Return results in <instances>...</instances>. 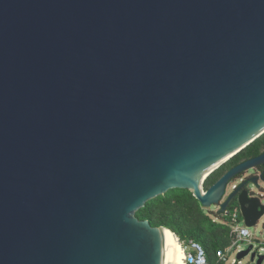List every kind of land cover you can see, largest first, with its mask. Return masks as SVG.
Segmentation results:
<instances>
[{"label": "water", "instance_id": "1", "mask_svg": "<svg viewBox=\"0 0 264 264\" xmlns=\"http://www.w3.org/2000/svg\"><path fill=\"white\" fill-rule=\"evenodd\" d=\"M262 134L264 0H0V264H166L172 188L253 227L264 152L204 185Z\"/></svg>", "mask_w": 264, "mask_h": 264}, {"label": "trees", "instance_id": "2", "mask_svg": "<svg viewBox=\"0 0 264 264\" xmlns=\"http://www.w3.org/2000/svg\"><path fill=\"white\" fill-rule=\"evenodd\" d=\"M263 152L264 134L215 170L205 181V189L230 168ZM236 208L239 209L238 220L242 221L243 216L238 202L233 203L226 211L220 209L217 212H210L189 189L172 188L149 200L144 207L137 210L136 215L141 220H149L153 226H163L172 230L185 248H193V243L200 245L207 261L218 264L219 250H226L233 241L232 213ZM192 252L197 253L194 250Z\"/></svg>", "mask_w": 264, "mask_h": 264}, {"label": "built area", "instance_id": "3", "mask_svg": "<svg viewBox=\"0 0 264 264\" xmlns=\"http://www.w3.org/2000/svg\"><path fill=\"white\" fill-rule=\"evenodd\" d=\"M234 186H236V184ZM238 213H239L238 208H236L234 212L232 213L231 234L233 236V241L226 250H219L218 252L219 263L218 264H221V262L227 263L229 259V254H231L232 252H239L240 250H242L243 247L241 246V242L248 241V242L253 243L252 239L250 238L252 236V233L249 227L240 226L241 221L238 220ZM192 246L193 248L197 250V253H194L192 251H187L186 248L184 247L185 253H186V257H185L186 264H211L207 261L205 253L200 248V245L193 243ZM259 248H260L259 252L264 254V243L260 245Z\"/></svg>", "mask_w": 264, "mask_h": 264}, {"label": "rangeland", "instance_id": "4", "mask_svg": "<svg viewBox=\"0 0 264 264\" xmlns=\"http://www.w3.org/2000/svg\"><path fill=\"white\" fill-rule=\"evenodd\" d=\"M263 187H264V183H263ZM253 189L257 190L256 187H254ZM205 209L210 210V212L211 211L217 212L218 210H220V207L218 205H212L211 207H208V208L205 207ZM240 226L247 227L244 221H241ZM249 229L252 233V236L250 238L252 239L253 243L255 244V247L257 248L264 243V216L261 218V220L258 222L257 225L253 227H249ZM251 243L252 242L244 241V242H241V246L243 248H247ZM186 250L187 251H193V250L197 251L192 247H187ZM237 253L238 252H232L231 254H229V259L226 264H255V262L251 260L250 255L244 257L241 261H239L237 259Z\"/></svg>", "mask_w": 264, "mask_h": 264}, {"label": "flooded vegetation", "instance_id": "5", "mask_svg": "<svg viewBox=\"0 0 264 264\" xmlns=\"http://www.w3.org/2000/svg\"><path fill=\"white\" fill-rule=\"evenodd\" d=\"M243 175L246 176L247 179H250V178H256L257 179V181H258L257 185L259 186L260 191L252 189V185H253L252 182H250V184L247 187L251 191V195H259L264 200V187H263V183H264V180H263L264 179V165H260V166H258L256 168L250 169V170L244 172ZM235 202H237V200H235L234 203Z\"/></svg>", "mask_w": 264, "mask_h": 264}, {"label": "bare ground", "instance_id": "6", "mask_svg": "<svg viewBox=\"0 0 264 264\" xmlns=\"http://www.w3.org/2000/svg\"><path fill=\"white\" fill-rule=\"evenodd\" d=\"M227 160H228V157H226L225 159L218 162L213 168H217L218 166H220L221 164H223ZM169 234H170L171 239H172V256L175 257L178 253H182L183 254V264H186V260H185L186 253H185L184 246L181 244V242L178 239L176 234L172 233L171 231H169Z\"/></svg>", "mask_w": 264, "mask_h": 264}, {"label": "clouds", "instance_id": "7", "mask_svg": "<svg viewBox=\"0 0 264 264\" xmlns=\"http://www.w3.org/2000/svg\"><path fill=\"white\" fill-rule=\"evenodd\" d=\"M166 264H183V254L178 253L175 257L172 254H168V260Z\"/></svg>", "mask_w": 264, "mask_h": 264}, {"label": "snow or ice", "instance_id": "8", "mask_svg": "<svg viewBox=\"0 0 264 264\" xmlns=\"http://www.w3.org/2000/svg\"><path fill=\"white\" fill-rule=\"evenodd\" d=\"M169 255L171 254V250L169 251V253H168Z\"/></svg>", "mask_w": 264, "mask_h": 264}]
</instances>
